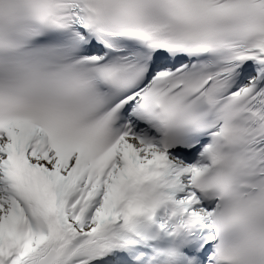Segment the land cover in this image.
Wrapping results in <instances>:
<instances>
[{
  "label": "snow or ice",
  "instance_id": "1",
  "mask_svg": "<svg viewBox=\"0 0 264 264\" xmlns=\"http://www.w3.org/2000/svg\"><path fill=\"white\" fill-rule=\"evenodd\" d=\"M0 264H264V0H0Z\"/></svg>",
  "mask_w": 264,
  "mask_h": 264
}]
</instances>
